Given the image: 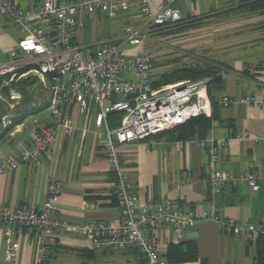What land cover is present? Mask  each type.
I'll return each mask as SVG.
<instances>
[{"label":"built area","instance_id":"obj_1","mask_svg":"<svg viewBox=\"0 0 264 264\" xmlns=\"http://www.w3.org/2000/svg\"><path fill=\"white\" fill-rule=\"evenodd\" d=\"M176 0H42L39 5L21 7L13 0H0V15L10 20L21 34L7 51L8 62H0L1 84L4 76L22 66L30 68L18 78L35 75L49 90V104L45 117L30 131L26 144L19 142L0 161V171L14 169L19 162L31 167L43 166L51 144L58 135L72 133L73 119L70 109L77 106L86 124L100 129L104 135V156L114 178L113 196L118 208V221L90 219L69 222L54 217L62 182L50 171L47 176L45 199L38 207L20 203L14 207L0 203V264H17L19 251L18 231L34 228L40 233L34 264H50L51 246L59 232L77 234L89 239L94 249L135 248L145 264H168L160 252L164 244L160 238L162 227H169L178 239L186 229L199 219L212 220L221 230L244 234L249 242L264 235V227L251 228L239 224L231 217L220 218L216 211L191 210L179 200L167 196L138 203L130 191L127 174L122 165V146L149 140L172 130L197 116L209 117L212 103L208 92V79H179L168 83H155L152 77V55L147 46V33L167 26L181 18L180 10L173 7ZM142 22L127 26L119 38L93 45L77 43L76 28L94 15L113 19L120 12L134 7ZM19 99L18 92H11ZM246 104H256L253 95L242 99ZM231 99L222 98L223 104ZM116 116L112 118V114ZM7 115L1 116L2 125L9 123ZM117 121L115 126L111 120ZM244 140L245 134L237 135ZM211 170L203 180L211 192L218 193L224 185L245 183L257 190L258 174L245 170L239 175L214 170L217 151L228 139L210 140ZM197 144L204 146V140ZM190 181L186 176L177 187ZM157 235L150 234V230Z\"/></svg>","mask_w":264,"mask_h":264},{"label":"crops","instance_id":"obj_2","mask_svg":"<svg viewBox=\"0 0 264 264\" xmlns=\"http://www.w3.org/2000/svg\"><path fill=\"white\" fill-rule=\"evenodd\" d=\"M13 1L21 7L39 5L42 2ZM221 1L176 0L173 7L179 8L181 18L188 15L201 16L217 8ZM90 19L89 23L96 22L92 30L96 39L108 35V29L113 34V37L107 36L109 38L103 42L119 38L125 27L142 22L135 6L113 18L107 24L106 32L100 31L97 25L100 16L94 15ZM87 23L84 22L83 29ZM229 28H234V25H221L219 30ZM83 29H75V42H84ZM20 34L10 20L0 15V54L6 57V60L0 62H8L6 53ZM254 37L255 39L242 42V48L246 49L242 56L246 60L230 64L216 57L226 65L224 69L228 68L229 71H221L220 86L211 91L214 117L203 137L182 139L177 137V131H166L155 137L153 144L144 140L122 146V165L128 177L130 191L139 204L167 196L179 200L191 210L199 212L200 209L213 208L220 218L231 217L239 224H247L251 228L264 227V61L261 62L264 60V43H252L258 38L257 35ZM153 73L152 70V77L156 82L159 81L161 75ZM247 93L255 97L256 104L241 101ZM225 96L231 99L228 104L222 103ZM70 112L73 119L71 135H58L49 148L48 156L43 158L41 168L19 162L14 169L0 171V203L9 207L20 203L38 207L45 199L47 176L52 171L62 182L54 217L81 223L90 219L117 222L118 208L112 191L114 178L104 156V135L100 129L85 123V117L77 106H72ZM35 113L37 112L32 114ZM42 119L30 122L25 117L2 135L0 161L15 144L21 141L26 144L31 129ZM116 124L115 118L112 119L111 125ZM1 129L0 122V132ZM240 134H245L246 138L238 140L236 136ZM211 139L229 140L217 151V160L212 169L234 175L253 170L259 176L257 190H251L239 181L235 185H224L218 193L211 192L203 182L211 170ZM198 140H204L203 147L197 144ZM186 176L190 177V181L177 187L179 180ZM156 233L154 229L150 230V234L157 235ZM160 236L164 243L160 247L162 255L167 252L169 244L192 242L196 246L197 259L186 262L167 260L168 264H251L254 253V246L248 244L244 234L225 232L212 220H197L185 230L182 239H178L166 226L160 230ZM39 240L40 233L34 228L26 227L18 231L17 264H34ZM91 246L85 236L59 232L49 251L48 261L50 264H145L135 248L94 249Z\"/></svg>","mask_w":264,"mask_h":264},{"label":"rangeland","instance_id":"obj_3","mask_svg":"<svg viewBox=\"0 0 264 264\" xmlns=\"http://www.w3.org/2000/svg\"><path fill=\"white\" fill-rule=\"evenodd\" d=\"M258 19L259 17L257 16L250 17V15H245L239 17H230L228 19H221L220 22H217L215 19H213L211 23L199 24L190 29L177 30L176 28H171V26H169V28L167 29H157L154 31H149L147 33L146 42L147 46L151 49V69L158 75L170 73L166 75V77L171 76L172 79L174 78V76H181L180 79H196V77L183 76V74L185 73L183 68H185L186 66L198 67L212 64V66L217 68L220 73L221 71L225 70L227 72L229 71V69H224L226 65L219 62L217 59L220 58L226 63L230 64H234V62L237 60H246L242 56V54L246 50L245 48H242L244 46L242 42L253 38L255 39V28L253 27L252 23H256ZM91 20L92 19L86 20V22H88L87 25L84 29L83 27L81 28L83 29V31H81L85 32L83 33L84 42L82 43H86L87 45H97L99 43H102L105 39L113 37L110 29H108V35L102 36L101 38L97 37L96 39L92 34V30L94 29V24L96 22L89 23ZM111 20L112 19L100 18L97 24L100 31L104 30L106 32L107 24ZM225 24L234 25V28H229L228 30H219L220 26ZM241 30H243L245 33L240 32ZM252 43L258 44L259 41H252ZM0 60L4 61L6 60V57H3L0 54ZM263 61L264 60L262 59L261 62ZM185 75L187 74L185 73ZM13 77L14 75L10 76V78L7 80V83L1 85H8ZM14 91L19 92L15 88H10L8 91V95L6 96L0 90L1 111L4 108L5 112H15V106L19 99H12L10 97L11 92ZM32 96L34 100L38 98L37 96ZM23 97L27 98L28 93H26ZM44 116L45 110L42 109L41 111L35 114L27 115L26 117L27 121L31 122L33 119H42ZM8 118H11L10 114L7 115L6 119Z\"/></svg>","mask_w":264,"mask_h":264},{"label":"trees","instance_id":"obj_4","mask_svg":"<svg viewBox=\"0 0 264 264\" xmlns=\"http://www.w3.org/2000/svg\"><path fill=\"white\" fill-rule=\"evenodd\" d=\"M245 15H250V17H259L257 22L252 23V25L255 28L254 33L258 37L257 40L260 43H264V0H222L217 8H213L204 15H188L186 17L180 18L178 21L172 24L160 27L159 29H167L169 26H171V28H176L177 30L190 29L199 24L211 23L213 19H215L217 22H220L221 19ZM29 68L30 66L28 65L22 66L15 70V75L10 80L8 85H1L2 79L0 78V90L6 96L8 95L10 88H15L20 92V98L15 106V112H5L4 108L2 111L0 110V116L8 114L11 115V118H9V123L5 126H2L0 137H2V135H4L14 124L21 122L22 119L27 115L38 112L49 104V90L39 82L35 75L28 74L18 78L21 73L27 71ZM183 70L187 74L185 75L184 73L183 76L208 78V92L210 98L212 89H217L220 86V71L212 66V64L198 67L186 66L183 68ZM168 74L161 75L160 80L156 83H168L180 79L181 77L174 76L172 79L171 76L166 77ZM10 76L11 73H8L4 76V78L8 80ZM26 93H28V97L24 98L23 96ZM32 95L37 96L38 98L34 100ZM211 114L212 115L210 117L200 115L190 118L185 123L175 127L172 130H168L167 132L177 131V137L182 139H192L194 137L201 138L208 132L211 119L214 117L213 111ZM114 116H116L115 112L112 114V118ZM248 244L254 246L251 264H264V235L256 236V238ZM162 256L170 262L193 261L194 259H197V250L196 246L192 242H178L175 244H169L167 252Z\"/></svg>","mask_w":264,"mask_h":264}]
</instances>
